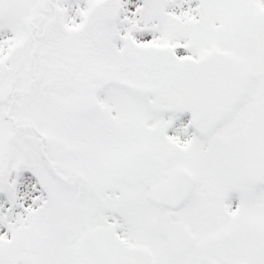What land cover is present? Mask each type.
<instances>
[{
    "label": "snow or ice",
    "instance_id": "obj_1",
    "mask_svg": "<svg viewBox=\"0 0 264 264\" xmlns=\"http://www.w3.org/2000/svg\"><path fill=\"white\" fill-rule=\"evenodd\" d=\"M0 264H264V0H0Z\"/></svg>",
    "mask_w": 264,
    "mask_h": 264
}]
</instances>
